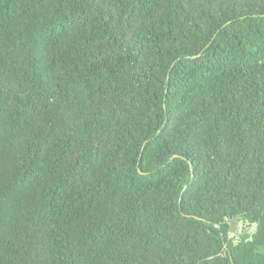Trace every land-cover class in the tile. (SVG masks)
Listing matches in <instances>:
<instances>
[{
    "label": "trees",
    "instance_id": "trees-1",
    "mask_svg": "<svg viewBox=\"0 0 264 264\" xmlns=\"http://www.w3.org/2000/svg\"><path fill=\"white\" fill-rule=\"evenodd\" d=\"M0 264H264V0H0Z\"/></svg>",
    "mask_w": 264,
    "mask_h": 264
},
{
    "label": "rangeland",
    "instance_id": "rangeland-1",
    "mask_svg": "<svg viewBox=\"0 0 264 264\" xmlns=\"http://www.w3.org/2000/svg\"><path fill=\"white\" fill-rule=\"evenodd\" d=\"M228 225H229V221H228ZM237 226L241 228L240 236H242L243 234L247 235V236H250L255 230V224L248 223V222H245V221H238L237 220ZM231 235L236 236L235 234H231ZM240 236H236V237H240Z\"/></svg>",
    "mask_w": 264,
    "mask_h": 264
},
{
    "label": "water",
    "instance_id": "water-1",
    "mask_svg": "<svg viewBox=\"0 0 264 264\" xmlns=\"http://www.w3.org/2000/svg\"><path fill=\"white\" fill-rule=\"evenodd\" d=\"M229 233L235 234L236 236H240L241 228L237 226V218L232 217L229 219Z\"/></svg>",
    "mask_w": 264,
    "mask_h": 264
}]
</instances>
